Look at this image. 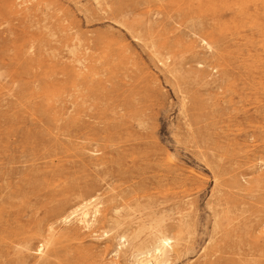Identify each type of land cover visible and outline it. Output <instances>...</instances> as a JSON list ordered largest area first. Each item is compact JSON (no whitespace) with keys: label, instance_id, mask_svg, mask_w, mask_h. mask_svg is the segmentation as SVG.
I'll return each instance as SVG.
<instances>
[{"label":"rangeland","instance_id":"obj_1","mask_svg":"<svg viewBox=\"0 0 264 264\" xmlns=\"http://www.w3.org/2000/svg\"><path fill=\"white\" fill-rule=\"evenodd\" d=\"M260 175L264 0H0V264L52 226V264H134L102 220L140 213L185 219L162 264H264Z\"/></svg>","mask_w":264,"mask_h":264},{"label":"bare ground","instance_id":"obj_2","mask_svg":"<svg viewBox=\"0 0 264 264\" xmlns=\"http://www.w3.org/2000/svg\"><path fill=\"white\" fill-rule=\"evenodd\" d=\"M82 66V65H81ZM115 116V115H113ZM100 120V119H99ZM125 126H132V123L129 124H118L116 125L114 128V131L116 130L117 132L119 128H123ZM104 126V125H103ZM107 126V125H105ZM106 130L109 129V127L105 128ZM86 130H89V128L87 127ZM113 131V132H114ZM128 131V130H127ZM115 132V133H117ZM117 135V134H116ZM137 135V134H136ZM118 136V135H117ZM140 137V136H139ZM196 139V138H195ZM138 147V146H137ZM125 153V152H124ZM130 154V153H129ZM132 154V153H131ZM130 154V155H131ZM118 159V158H117ZM222 160V159H221ZM117 161V160H116ZM120 161V160H119ZM120 165V164H119ZM220 167V166H219ZM140 168V167H139ZM121 172V171H120ZM167 173V172H166ZM109 175H111L109 173ZM135 175V174H133ZM163 175V173H162ZM160 178V177H159ZM162 178V177H161ZM244 178V177H243ZM39 179V178H38ZM33 180V179H32ZM44 181V180H43ZM133 182V180H132ZM48 183V182H47ZM253 183V182H251ZM254 183L256 184H262L264 183V175H260V177L256 178L254 180ZM131 184V183H130ZM123 185V184H121ZM125 185V184H124ZM129 185V184H128ZM264 186V185H262ZM7 187V186H6ZM34 191L36 190V187L34 185ZM120 188V187H119ZM8 189V188H7ZM39 189V188H38ZM128 189V188H126ZM264 190V189H263ZM33 191V192H34ZM4 192V191H3ZM135 192V191H134ZM79 193V192H78ZM112 193V192H111ZM220 193V192H219ZM16 194L10 193L8 194V196L6 197H0V235H2L4 232L7 231V229L10 227V220H5L6 218H12L14 217V215H12L10 212H8L6 210V208L3 205V202H11V200L13 198H15ZM228 196V195H227ZM76 197V195L74 196ZM79 197V196H77ZM135 197V196H134ZM224 197V196H223ZM20 198V197H19ZM36 198V197H35ZM82 198V197H81ZM93 197L88 198L83 200L80 204H78V206H76L77 208L68 216H66L65 218H60L62 219L63 222H66L69 217L71 218V216L75 215L77 212L82 211L86 208H88L90 205H92V203L94 202V200H92ZM114 198V197H113ZM112 198V199H113ZM118 198V197H117ZM220 198V197H219ZM239 198V197H238ZM263 198V197H262ZM77 199V198H76ZM231 199V198H230ZM81 200V199H80ZM118 200V199H117ZM264 201V199H262ZM112 202H115L114 199L110 200ZM109 203V202H108ZM221 203V202H219ZM246 203V202H245ZM220 206V205H219ZM225 206L226 205L225 203ZM165 207V206H164ZM75 208V207H73ZM227 208V207H226ZM232 208V207H231ZM32 210V209H31ZM226 210V209H225ZM241 210V209H240ZM39 212V211H38ZM227 212V211H226ZM37 213V212H36ZM35 213V215H36ZM38 214V213H37ZM83 215H86L84 212L82 213ZM117 214V213H116ZM228 214V213H227ZM232 214V213H231ZM102 215V214H101ZM220 215V214H219ZM218 215V217H219ZM115 216V215H114ZM186 216V215H185ZM229 216V215H228ZM64 217V216H63ZM81 219V223L82 225L84 224V228L83 229H88L89 228V224L87 225L86 220L84 219L85 216H82ZM84 217V218H83ZM156 215L154 213H148V214H142L140 213V215H138V217L135 218H131L130 215H128L127 217L124 218H119L117 216L115 217H110L111 219H107L106 217H103L102 221H105L106 223H108L110 225L111 228H113L115 230L118 229V231L120 230V232H118L117 237L120 241L122 242H128L130 244V252H132V257L134 259V264H162L167 262V259H169V254L173 251H178L177 249L180 247L179 246V242H181L183 240V235H182V229L183 226L185 225V219L184 217L181 220L177 221L176 225H172V226H168L165 224V221L163 218L160 219H155ZM232 218V217H231ZM38 220V219H37ZM14 221V220H13ZM136 222V227H132L133 226V222ZM223 221V220H222ZM230 221V220H229ZM102 223V222H101ZM100 223V224H101ZM230 223V222H228ZM80 224V223H79ZM232 224V223H231ZM81 225V226H82ZM123 225H127V228L122 229ZM13 226V225H12ZM7 227V228H6ZM53 227V226H52ZM49 228V235H47V237H44L42 240L39 241V246L37 247V249L33 252L35 254H41L43 253V251L45 249H47L48 253L47 256L46 254H44L46 257L43 260L42 264H52L51 262V258L53 256H55V251L53 249H49L50 248V241L52 240L50 238H52L55 230L53 228ZM83 227V226H82ZM190 227V226H189ZM220 227V226H219ZM245 227V226H244ZM193 228V227H192ZM69 229V228H68ZM191 229V228H190ZM41 231V230H40ZM54 231V232H53ZM67 231V230H66ZM82 231V229H81ZM16 232V231H15ZM68 232V231H67ZM192 232V231H191ZM13 233V232H12ZM47 233V234H48ZM186 234V232H185ZM232 234V233H231ZM39 235H41L39 233ZM225 236V235H224ZM230 236V235H228ZM232 236V235H231ZM235 236V235H234ZM38 236L37 235H31V236H27L25 237V239L23 240V242H21L20 245H26L25 248H27V250H30L27 246L28 244H30L34 239L36 240ZM18 238V237H17ZM34 238V239H33ZM41 238V236H40ZM73 238V237H72ZM224 238V237H223ZM227 238V236H226ZM231 238V237H230ZM16 239V238H15ZM238 239V238H237ZM18 240V239H17ZM3 241V239L1 240V242ZM20 241V240H19ZM189 241V240H188ZM11 242V241H10ZM186 242V241H185ZM229 242V241H228ZM233 242V241H232ZM20 243V242H19ZM12 244V242H11ZM10 244V245H11ZM52 244V243H51ZM19 245V244H17ZM54 245V244H52ZM21 247V246H20ZM52 248V246H51ZM177 248V249H176ZM15 249V248H14ZM26 250V249H25ZM71 250V249H70ZM28 251V252H30ZM26 252V251H25ZM31 253V252H30ZM175 253V252H174ZM185 254V253H184ZM218 254V253H217ZM28 256L30 254H27ZM228 255V254H227ZM241 255V254H240ZM19 256V255H18ZM42 256V255H41ZM41 256L39 259H41ZM20 257V256H19ZM44 257V256H43ZM42 257V258H43ZM129 257V256H128ZM24 258V257H23ZM56 258V257H55ZM54 258V259H55ZM249 258V257H248ZM53 259V258H52ZM19 260V259H18ZM42 260V259H41ZM63 260V259H62ZM241 261V260H240ZM55 262V261H54ZM231 263V262H230ZM23 264V263H22Z\"/></svg>","mask_w":264,"mask_h":264}]
</instances>
